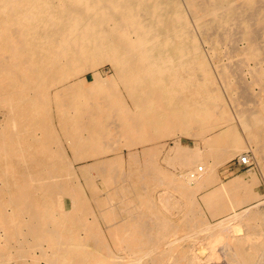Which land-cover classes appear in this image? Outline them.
<instances>
[{
	"label": "bare ground",
	"instance_id": "6f19581e",
	"mask_svg": "<svg viewBox=\"0 0 264 264\" xmlns=\"http://www.w3.org/2000/svg\"><path fill=\"white\" fill-rule=\"evenodd\" d=\"M251 146L264 169V0H0V264H200L219 246L254 264L257 179L220 177Z\"/></svg>",
	"mask_w": 264,
	"mask_h": 264
},
{
	"label": "rangeland",
	"instance_id": "374dc122",
	"mask_svg": "<svg viewBox=\"0 0 264 264\" xmlns=\"http://www.w3.org/2000/svg\"><path fill=\"white\" fill-rule=\"evenodd\" d=\"M222 60H223V58H221ZM223 61H225V60H223ZM105 70H107L108 71V66H105ZM88 78V77H87ZM89 79V78H88ZM248 80H249V77H248ZM246 91H248L249 92V90H246ZM257 91L259 92V90H258V88L257 87H254V89L253 90H250V92H249V94L252 96V95H254L255 96V99H256V95H258V93H257ZM254 93V94H253ZM248 94V95H249ZM253 96V97H254ZM232 105V104H231ZM231 105H229L230 106V108H232V110L234 109L233 108V105L231 106ZM249 105H251V106H249L251 109L253 108V107H255V105L254 104H252V103H249ZM235 122H237V121H235ZM179 139H180V141H182V142H185V143H187L189 146H192L193 144H194V140L192 139V138H190V137H185V136H180L179 137ZM165 140V141H164ZM162 144H165V146L163 147V148H161V149H159L158 150V153H157V157L159 158V162H160V160H161V164L163 165H165V162L164 163H162L164 160H165V158L168 156V147L169 146H172V139H167V138H164L162 141ZM198 143L201 145V142L200 141H198ZM168 145V146H167ZM253 149H254V146H251L250 148H247V149H245L244 151H242L240 154H238V155H235L234 157H232V158H230L229 160H227L222 166H220L221 168L220 169H222L221 170V172H220V177L223 179V180H225V181H227V180H229V179H232V178H234V177H236V176H243L244 177V180L246 181V183L247 182H249V180H250V173H254V175H255V177H256V179H257V182L255 183V185H254V189L261 195V197L259 198V199H257V200H253V201H249V203L248 204H246V206H242L241 207V210L243 209V208H247L248 206H250V205H252V206H255V205H257V206H259L260 208H264V203H261V202H259L260 200L261 201H264V178H262V177H264V171H262V170H264V169H262V165L261 164H259L258 163V161H257V159H256V156L254 155V152H253ZM140 150V149H139ZM126 154V155H125ZM247 154V155H246ZM123 155H124V158L127 160V151L126 150H124L123 151ZM253 155V156H252ZM164 156V157H163ZM243 156H245V157H247V160H248V162L246 163V165H245V163L243 164H241L240 163V159H241V157L242 158H244ZM253 157V158H252ZM142 160V159H141ZM84 163L82 162V161H80V162H78V163H76L75 164V166H80V165H83ZM256 164V165H255ZM128 165H127V161H126V164L124 165V168H123V170H128ZM258 169V170H257ZM249 170V171H248ZM223 171H224V175L222 174L223 173ZM248 171V172H247ZM261 173H260V172ZM247 172V173H246ZM244 174V175H243ZM249 174V175H248ZM261 177H260V176ZM97 185L101 188V189H104V185H102L101 184V182L99 181V180H97ZM257 185V186H256ZM261 186V187H260ZM156 190V189H155ZM154 190V192H155V196H156V194H157V192H159L158 191V189H157V191H155ZM159 190H161V189H159ZM198 200V199H197ZM258 201V202H257ZM197 202H199V204L201 203V200L199 199ZM260 204V205H259ZM64 205H65V208L66 209H68L69 207H70V203H69V201H68V199H66L65 198V200H64ZM69 206V207H68ZM202 206V205H201ZM251 207V206H250ZM93 208H94V206H93ZM201 211H203V213H204V215L206 216V218L211 222V223H214V222H216V221H219V220H221V219H223L224 218V215H220V216H217V217H214V218H209V216H208V214L209 213H207V210H206V208H205V206L203 207L202 206V208H201ZM95 215H97L98 216V212L96 211L95 212ZM181 213L180 214H178L177 215V218H181ZM184 233H186L185 231L184 232H181V234H184ZM189 249H190V251H189ZM188 252L189 253H191V247H188ZM200 251H202L203 252V254H201V259L202 258H204V256H205V258H206V253L208 252V250L206 249V248H203V249H199V248H197V250H196V252H200ZM216 251L218 252V254H220V255H218V259H209V260H201L200 261V264H204V263H206L207 261V263L206 264H237L236 262L234 263L233 262V260L232 259H229V257L227 258V256L224 254L225 252H228V250H225L223 247H221V246H219V247H217L216 248ZM224 251V252H223ZM225 255V256H224ZM223 258V259H222ZM226 258V259H225ZM225 259V260H224ZM202 261H204V262H202ZM258 261V262H257ZM229 262V263H228ZM257 262V263H256ZM256 262H254V264H264V258H261L260 260H256ZM22 262H16V264H21ZM41 264H44V262L43 261H41ZM253 264V263H252Z\"/></svg>",
	"mask_w": 264,
	"mask_h": 264
},
{
	"label": "built area",
	"instance_id": "2783aa9c",
	"mask_svg": "<svg viewBox=\"0 0 264 264\" xmlns=\"http://www.w3.org/2000/svg\"><path fill=\"white\" fill-rule=\"evenodd\" d=\"M243 157H244V158L241 157V159H240V163H241V164H242V163H243V164H244V163L246 164V163L248 162V160H247V158H246L245 156H243ZM200 169H201V168L199 167L198 170H200Z\"/></svg>",
	"mask_w": 264,
	"mask_h": 264
}]
</instances>
